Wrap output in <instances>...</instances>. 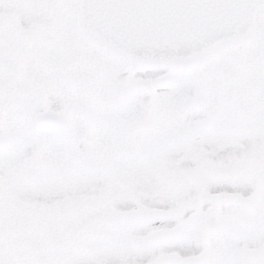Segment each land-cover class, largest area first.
<instances>
[{"label":"snow or ice","instance_id":"6c2138e0","mask_svg":"<svg viewBox=\"0 0 264 264\" xmlns=\"http://www.w3.org/2000/svg\"><path fill=\"white\" fill-rule=\"evenodd\" d=\"M0 264H264V0H0Z\"/></svg>","mask_w":264,"mask_h":264}]
</instances>
